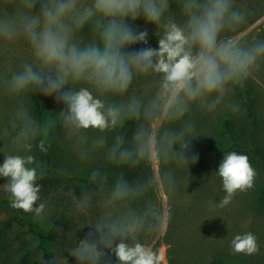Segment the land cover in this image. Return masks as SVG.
I'll use <instances>...</instances> for the list:
<instances>
[{
	"label": "clouds",
	"instance_id": "obj_1",
	"mask_svg": "<svg viewBox=\"0 0 264 264\" xmlns=\"http://www.w3.org/2000/svg\"><path fill=\"white\" fill-rule=\"evenodd\" d=\"M260 15L264 8L254 0H0V42L23 40L31 53L18 69L0 76V91L16 100L0 129V141H7L0 165L7 182L0 188L10 206L37 219L45 213L38 181L46 168L33 149L50 139L57 124L82 165L96 153L120 169L154 161L177 168L195 164L198 153L186 155L184 149L200 133L186 117L194 107L209 113L221 105L239 111L228 98L264 65V34L243 31ZM138 17L156 25L158 47L125 51L148 44L147 31L129 27ZM141 78L157 83L147 97L133 90ZM36 91L55 95L63 110L37 118L25 102ZM129 122L135 124L130 141L121 132ZM156 122L169 126L157 133ZM217 174L226 193L220 207L238 191L251 189L257 176L249 156L236 151L224 154ZM87 176L98 186L107 185V173L99 167L88 168ZM177 187L171 170L162 172L158 182L130 181L121 172L106 193L94 231L70 254L77 264H113L109 253L115 264H163V252L140 239L161 227L160 203L153 198L142 208L133 203L153 188L172 195ZM73 202L87 210L92 194L82 191ZM231 249L254 255L258 238L252 232L237 234Z\"/></svg>",
	"mask_w": 264,
	"mask_h": 264
},
{
	"label": "rangeland",
	"instance_id": "obj_2",
	"mask_svg": "<svg viewBox=\"0 0 264 264\" xmlns=\"http://www.w3.org/2000/svg\"><path fill=\"white\" fill-rule=\"evenodd\" d=\"M254 2L257 7L264 8V0H254ZM129 27L136 31H147L149 47H158L159 37L156 25L147 22L143 17H138ZM243 31L250 36L264 34V15L254 18ZM128 49L129 46L125 51ZM29 59H31L30 48L25 41L21 40L14 44L0 42V76L9 75L10 69H18L24 61ZM70 87V85L65 86L66 89H70ZM156 87L157 83L154 79L141 78L133 84V90L146 97L151 95ZM37 92L44 116L48 114L56 116L59 111L63 110V104L57 106L60 102H57L55 95L45 96L39 91ZM248 96L253 105L255 118L253 124L246 113L245 100ZM25 99L32 109L28 96ZM228 100L239 105L238 112H232L224 105L219 106L214 113L201 111L194 107L186 117L196 123L197 132L200 133L191 140L202 141L207 138L210 146V150L202 146L184 149L186 155L198 153L199 159L207 157L211 166L209 172H206L203 167H199L191 186L189 185V174L196 163H189V166L177 168L165 165L161 161H154L151 164L142 163L136 167L138 172L140 171V177L137 180L152 179L158 182L162 172L171 170L175 173L178 182L175 194L169 195L163 190L153 188L133 205V207L142 208L145 202L151 198L160 203L163 210L161 227L154 233L142 235L140 239L163 252L165 257L163 264H210L211 260L217 257L234 264H264V199L260 205L257 203V196L264 187V65L242 86H237ZM15 103L14 98L0 91V129L10 119ZM56 106L58 108L54 110ZM226 118L232 121L239 144L238 147L230 151L247 154L252 166L256 169L257 176L251 189L238 191L228 205L220 207L226 193L222 189V180L217 171L227 152L219 154L218 151L231 146L232 143L228 136L222 133L223 122ZM168 126L164 122H156L153 124V129L159 133ZM178 126L175 125V127ZM134 129L135 124L126 129L127 140H131ZM109 135L111 137V134ZM43 143L34 146L33 154L37 160L44 164L46 170L49 169L48 174L57 177V181L61 184L60 187H73L78 183L75 177L86 176L87 169L91 167H99L102 172L107 173V185L98 186L96 184L95 187L87 190L92 194V206L87 210L78 209L88 219V232L94 231L106 193L111 187L108 180L110 178L115 180L119 175L118 171L107 164L103 153H96L89 164H80L59 124L53 131L52 160L48 165L42 154L41 144ZM4 147H7L6 140L0 141V165L4 161L3 151L6 150ZM56 170L61 175L54 174L53 171ZM6 182L7 179L0 176V185ZM5 196L6 193L0 188V221L19 214L21 210L11 207L10 201H6ZM41 228L46 230L47 227L41 225ZM245 232H252L257 236L258 253L245 255L232 251L231 240L233 237ZM13 235L14 230L7 232L3 237V245L0 248V264H19V258L27 248H21L13 240ZM109 255L115 264V255L113 253H109ZM29 264L40 263L33 259ZM47 264H77V261L74 256L69 254L63 259H52Z\"/></svg>",
	"mask_w": 264,
	"mask_h": 264
},
{
	"label": "trees",
	"instance_id": "obj_3",
	"mask_svg": "<svg viewBox=\"0 0 264 264\" xmlns=\"http://www.w3.org/2000/svg\"><path fill=\"white\" fill-rule=\"evenodd\" d=\"M133 21H129V26ZM140 30H137L139 32ZM148 44L139 42L137 44L129 46L128 51H136L146 47ZM31 107L37 118L44 116L42 112V104L38 92L28 95ZM63 104L60 102L57 106ZM55 107L54 110H56ZM246 113L251 119L253 124L255 121L253 113V105L248 96L245 100ZM133 123L129 122L128 127ZM127 127V128H128ZM126 128V129H127ZM126 129H122L121 132L126 136ZM222 133L227 135L231 140V146L229 145L225 149H220L219 154L229 152L231 149L239 146L233 123L230 119L226 118L223 122ZM53 143V132L48 141L41 144L42 154L45 159V163L48 165L52 160L51 147ZM202 146L210 150L209 140L204 138L202 141L188 142V147ZM199 167H203L206 172L211 170L208 158L204 157L199 159L192 167L189 174V185L193 183L194 175ZM114 168V167H113ZM118 171V174L123 172L127 179L135 181L140 177V171L137 168L134 169H120L114 168ZM54 174H60L59 171H53ZM114 172V171H113ZM49 173V169L46 170V175L42 180L38 181L41 185V201L46 203V209L43 216L39 219L34 217V213L25 212L22 209L19 214H14L4 221H0V248L3 245L4 235L14 230L13 240L21 247L26 248L19 258V264H29L30 261L36 259L40 264H47L52 259H63L67 257L71 250L79 240H81L88 232L89 225L88 219L84 213L80 212L74 205L73 197H79L82 191L88 190L96 186L95 183L90 182L88 176H76L77 184L73 187H60L61 184L57 181V177H52ZM112 178L108 180V184L112 185ZM71 191V192H69ZM6 201H10L8 195L4 197ZM264 199V187L260 190L257 196V203L260 205ZM135 205V202L133 203ZM46 226V230L41 228ZM210 264H234L227 262L222 258H214Z\"/></svg>",
	"mask_w": 264,
	"mask_h": 264
}]
</instances>
